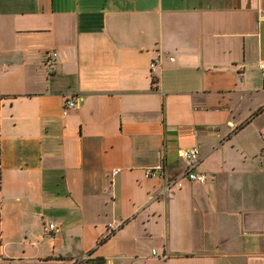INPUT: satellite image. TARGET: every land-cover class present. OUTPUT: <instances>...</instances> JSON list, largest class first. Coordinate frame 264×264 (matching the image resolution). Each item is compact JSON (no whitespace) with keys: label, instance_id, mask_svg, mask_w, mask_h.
<instances>
[{"label":"crops","instance_id":"crops-1","mask_svg":"<svg viewBox=\"0 0 264 264\" xmlns=\"http://www.w3.org/2000/svg\"><path fill=\"white\" fill-rule=\"evenodd\" d=\"M260 63L264 0H0V264H264Z\"/></svg>","mask_w":264,"mask_h":264},{"label":"built area","instance_id":"built-area-1","mask_svg":"<svg viewBox=\"0 0 264 264\" xmlns=\"http://www.w3.org/2000/svg\"><path fill=\"white\" fill-rule=\"evenodd\" d=\"M57 52L55 50L50 51V57L46 62V69L48 73H53L56 70V63L54 58L56 57ZM158 59H154L150 63L151 70H154L157 66ZM260 68L264 73V63H260ZM77 104V98L70 97L65 100L63 106V113H66L68 109L73 108ZM264 154V149L262 150ZM177 154L180 156L181 160L184 161V172L183 175L188 178L190 181L204 183L208 179V175L205 172L197 170V165L199 162V149L196 146L181 147L177 150ZM163 166L161 164L147 168L145 174L147 176H156L158 170H162ZM114 172H117L115 170ZM170 187V184L168 185ZM48 227L54 229L53 223H49Z\"/></svg>","mask_w":264,"mask_h":264},{"label":"trees","instance_id":"trees-1","mask_svg":"<svg viewBox=\"0 0 264 264\" xmlns=\"http://www.w3.org/2000/svg\"><path fill=\"white\" fill-rule=\"evenodd\" d=\"M94 263H96V264H102L103 261L100 260V259H96V260L94 261ZM75 264H81V263L79 262V263H75Z\"/></svg>","mask_w":264,"mask_h":264}]
</instances>
